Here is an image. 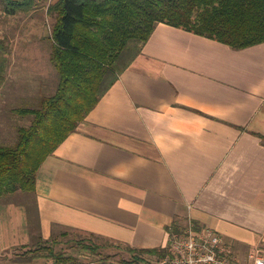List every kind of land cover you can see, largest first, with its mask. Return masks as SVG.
Here are the masks:
<instances>
[{"label":"crops","instance_id":"1","mask_svg":"<svg viewBox=\"0 0 264 264\" xmlns=\"http://www.w3.org/2000/svg\"><path fill=\"white\" fill-rule=\"evenodd\" d=\"M48 6L25 20L41 22L39 11L47 23ZM52 25L50 47L19 57L42 54L52 68ZM17 52H9L5 82ZM263 136L264 42L236 49L158 23L142 53L42 162L35 190L0 195V262L14 248L68 231L169 248L190 223L213 228L236 255H264Z\"/></svg>","mask_w":264,"mask_h":264},{"label":"trees","instance_id":"2","mask_svg":"<svg viewBox=\"0 0 264 264\" xmlns=\"http://www.w3.org/2000/svg\"><path fill=\"white\" fill-rule=\"evenodd\" d=\"M39 2L0 0L9 15L29 14ZM47 12L53 20L51 61L60 75L59 83L39 107L14 109L32 114L33 119L20 129L16 145H0V195L35 190L42 162L142 53L158 23L236 49L264 42V0H56ZM8 49L0 37V87L6 81ZM127 248L133 260L143 264H152L155 257L162 260L169 253L168 248ZM37 255L18 261L29 262Z\"/></svg>","mask_w":264,"mask_h":264},{"label":"rangeland","instance_id":"3","mask_svg":"<svg viewBox=\"0 0 264 264\" xmlns=\"http://www.w3.org/2000/svg\"><path fill=\"white\" fill-rule=\"evenodd\" d=\"M55 1L40 0L38 9L41 10L44 6H48ZM33 11L29 15L22 13L9 15L5 13L0 3V37L4 38L9 52L12 48L18 50L14 58V66L9 70L11 76L0 87V145L4 146L16 145L20 138V129L32 123V114H19L14 112V109L39 107L43 97L53 95L56 92L59 83L60 75H58L53 65L52 68L50 67L48 60L46 62L47 57L45 55H39L42 58L26 57L24 59L25 57H19V51L21 50L34 51L35 49L42 50L41 48L45 50L47 46L50 47L52 44L50 42L52 19L48 18L49 23H46L43 15L38 11L34 15L43 18L41 22L26 21L25 18L29 17ZM37 32L40 37L46 36L43 41L38 39ZM20 34L23 36L21 39H19ZM9 35L16 37V39L8 40L5 36ZM28 42H30V45H28ZM26 53L30 54L28 51ZM7 58L6 75L10 63V58ZM24 64L27 66V70ZM33 71L36 73H33ZM21 191H6L5 193H13L12 196L15 197L13 199H17ZM24 192L26 191H22V193ZM18 198H21V196ZM48 248H52L53 253H50ZM34 253L38 255L33 263L18 261V259L27 258ZM232 253L239 258L242 264H253V261L250 260L252 252L244 258L236 255L234 250ZM3 256L9 258L8 262H0V264H143L140 261H134V255L123 244H116L106 239L74 231L64 232L52 240L41 242L31 248H14ZM156 259V257L153 258L152 264L158 261Z\"/></svg>","mask_w":264,"mask_h":264},{"label":"built area","instance_id":"4","mask_svg":"<svg viewBox=\"0 0 264 264\" xmlns=\"http://www.w3.org/2000/svg\"><path fill=\"white\" fill-rule=\"evenodd\" d=\"M168 249V255L155 264H242L217 231L209 227L195 229L192 223L175 232ZM250 260L264 264V255L256 250Z\"/></svg>","mask_w":264,"mask_h":264}]
</instances>
